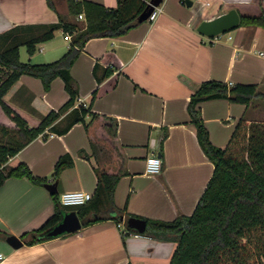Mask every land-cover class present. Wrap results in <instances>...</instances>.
<instances>
[{
  "label": "crops",
  "instance_id": "0c3cea01",
  "mask_svg": "<svg viewBox=\"0 0 264 264\" xmlns=\"http://www.w3.org/2000/svg\"><path fill=\"white\" fill-rule=\"evenodd\" d=\"M51 1L55 10L47 0H0V33L15 25L56 23L59 16L82 21L68 14L66 0ZM89 1L116 7V0ZM261 2L264 7V0ZM160 6L162 11L152 24L145 21L121 36L89 39L73 63L71 75L79 87L75 106L88 108L91 93L97 89L90 112L98 117L87 115L85 124L76 123L62 135L46 130L10 157L8 166L23 162L33 175L54 182L51 176L56 161L69 154L73 166L63 170L57 180L59 196L72 191L93 194L95 170L120 169L123 175L114 193L117 207L166 221L193 212L214 165L201 149L187 113L191 85L220 80L228 85L256 84L264 93V29L240 26L215 43L196 30L201 21L231 8L239 14L256 15L258 0H195L191 7L179 0H163ZM64 36L62 30L55 31L25 62L57 60L70 45ZM96 61L113 69L100 84L92 73ZM68 98L59 77L45 91L40 79L21 75L3 101L29 127H36ZM198 107L210 141L220 148L227 145L243 116L248 122H264L261 99L248 107L227 99L203 101ZM103 116L117 122L111 142L96 134L105 123ZM64 123V118L58 121L60 126ZM0 126L17 129L1 107ZM151 154L160 155L157 174L145 172V160ZM53 211L52 194L44 185L26 177L5 179L0 186V264H163L175 248L174 242L126 233L123 221L117 225L112 220L31 245L24 243L21 236L39 228ZM9 235L20 238L22 245H9Z\"/></svg>",
  "mask_w": 264,
  "mask_h": 264
},
{
  "label": "trees",
  "instance_id": "16d2710c",
  "mask_svg": "<svg viewBox=\"0 0 264 264\" xmlns=\"http://www.w3.org/2000/svg\"><path fill=\"white\" fill-rule=\"evenodd\" d=\"M148 2L116 0V7L108 8L89 0H66L68 14L73 19L83 13L81 24L59 16L56 23L15 25L0 33V107L17 127L7 129L0 126V186L9 177H26L37 185L47 182L46 178L33 175L23 162L8 166V159L46 130L62 135L76 123L85 124L87 115L93 119L98 117L90 112V106L98 94L97 89L91 93L88 108L83 104L75 106L79 87L71 75V67L89 39L121 36L137 27L140 24L137 18ZM47 4L55 10L51 0H47ZM258 7L259 13L256 15L239 14L237 27L264 29L261 0H258ZM57 30L71 35L69 48L61 57L48 63L20 61L21 46L31 56L37 46L52 39ZM92 73L100 84L112 75L113 69L102 67L96 61ZM21 75L40 79L45 91L59 77L69 96L57 110L45 115L36 127H29L3 101L5 94ZM191 87L187 113L195 126L201 149L214 165L213 173L191 214L179 213L174 219L166 221L128 213L125 208L117 207L114 201L115 188L123 171L95 170L97 182L91 199L81 205L63 206L58 193L52 194L53 214L39 228L25 232L21 236L24 243L31 245L50 238L47 232L60 222L63 214L75 211L81 227L107 220L120 225L122 216L125 219L135 217L145 220L146 229L143 233L127 227L125 223L124 232L174 242L173 253L169 261L163 264H264V122H248L243 116L227 145L220 148L210 141L198 107L200 102L213 99H227L248 107L256 99L264 100V93L258 90L256 84L228 85L220 80H206ZM61 118L65 119L62 126L58 125ZM103 119L105 123L97 129L96 134L111 142L116 135L117 122L107 116H103ZM161 151L160 145V154ZM79 153L88 157L84 150ZM72 166V157L69 154L61 155L54 165L52 180L57 181L61 172Z\"/></svg>",
  "mask_w": 264,
  "mask_h": 264
},
{
  "label": "water",
  "instance_id": "95a60500",
  "mask_svg": "<svg viewBox=\"0 0 264 264\" xmlns=\"http://www.w3.org/2000/svg\"><path fill=\"white\" fill-rule=\"evenodd\" d=\"M163 0H149L146 8L138 16L137 21L139 23L145 22L149 15L152 13L154 7L160 5ZM185 5L191 7L193 5L192 0H185ZM240 16L236 9L231 8L228 11L219 14L218 16L209 19L203 20L199 23L196 30L199 34L207 37L213 38L218 34L226 33L239 25ZM160 157V155L158 154ZM44 187L51 193L54 194L57 192V181L47 182L44 184ZM127 227L136 230L138 233H143L146 229V221L140 218L129 217L120 218ZM81 228V221L79 220L75 211L66 212L63 214L62 219L57 223L51 230L47 232V236L54 237L64 233H71L79 230ZM6 241L9 245L14 248H18L22 245L20 238L9 235L6 238Z\"/></svg>",
  "mask_w": 264,
  "mask_h": 264
},
{
  "label": "built area",
  "instance_id": "2783aa9c",
  "mask_svg": "<svg viewBox=\"0 0 264 264\" xmlns=\"http://www.w3.org/2000/svg\"><path fill=\"white\" fill-rule=\"evenodd\" d=\"M181 3L185 4V0H179ZM195 0H192V2H194ZM162 8L160 5L154 7L152 13L149 15V17L147 18V22L152 24L155 22V20L157 19L158 15L161 13ZM78 19L80 20H84V15L83 13L79 14ZM222 34H218L213 38H209V42L210 43H215L220 41ZM65 39H69L71 42V35L70 34H65ZM231 37L228 36V39H230ZM161 171V159L157 154H151L150 156H148L145 160V172L147 174H157ZM92 197L91 193L88 192H83V191H72V192H64L59 196L60 199V203L63 206H75V205H81L84 204L85 202L89 201ZM122 224H124V222H122ZM135 236H142L140 234H135ZM3 259V255L0 254V260Z\"/></svg>",
  "mask_w": 264,
  "mask_h": 264
},
{
  "label": "rangeland",
  "instance_id": "374dc122",
  "mask_svg": "<svg viewBox=\"0 0 264 264\" xmlns=\"http://www.w3.org/2000/svg\"><path fill=\"white\" fill-rule=\"evenodd\" d=\"M19 55H20V61L21 62H25V61H27V59L29 58L28 57V54H27V52H26V48L24 47V46H21L20 47V50H19ZM1 133V132H0ZM1 136V135H0ZM169 261V260H168ZM167 261V262H168ZM166 262V263H167ZM151 262H146V263H142V264H150Z\"/></svg>",
  "mask_w": 264,
  "mask_h": 264
}]
</instances>
